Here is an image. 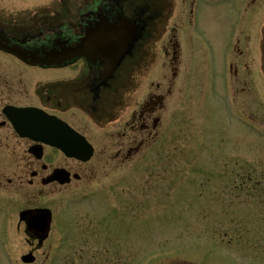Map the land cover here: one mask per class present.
<instances>
[{"label": "rangeland", "instance_id": "1", "mask_svg": "<svg viewBox=\"0 0 264 264\" xmlns=\"http://www.w3.org/2000/svg\"><path fill=\"white\" fill-rule=\"evenodd\" d=\"M159 1L162 17L153 25L146 48L151 60L132 67V73L141 77L131 91L138 101L169 71L171 61L162 47L178 29V78L174 85L169 82L173 109L165 114L163 137L142 150L140 159L102 162L92 186L55 187L49 205L58 222L53 236L48 235L40 250L36 243H27L23 233L13 237L11 251L18 264L32 250L36 264H52L47 260L50 254L54 264H264V191L256 194L264 190L263 84L260 78L248 82L246 92L251 96L238 98L247 109L241 110L247 120L262 121L261 130L234 118L224 88V51L238 12L229 9L231 0L201 8L200 29L195 32L188 30L190 0ZM246 3L250 7L243 40L248 44L264 26V0H246L245 8ZM188 31L193 41L187 39ZM248 53L256 58V50ZM239 69L242 81L246 74ZM178 148L181 157L176 159ZM245 167L246 173H241ZM251 169L256 178L249 175ZM40 200L39 205H45L46 200ZM13 217L18 221V215ZM63 232L64 248L53 251ZM7 239L0 237V264H10L2 248Z\"/></svg>", "mask_w": 264, "mask_h": 264}, {"label": "flooded vegetation", "instance_id": "2", "mask_svg": "<svg viewBox=\"0 0 264 264\" xmlns=\"http://www.w3.org/2000/svg\"><path fill=\"white\" fill-rule=\"evenodd\" d=\"M245 1L236 0L229 7L234 13L244 11L240 14L242 26L237 29L240 37L227 49L229 77L237 94L246 93L248 82L264 80V32L256 29L252 43L242 39L246 29L244 18L250 7L247 3V8L244 7ZM215 2L218 1L207 0V4ZM125 21L131 25L127 29L120 27ZM133 22L139 26L137 32ZM147 24L145 19L135 20L134 0H0V237L11 242L9 251H13V237L21 233L27 243H36V249L40 248L38 234L28 227L27 221L36 211L51 208L58 187L52 180L56 168L71 173L72 182L67 188L82 182L90 186L96 184L102 162L132 161L163 136L165 114L173 109L172 84L178 78L180 44L175 35L178 29H173L171 39L162 47L171 61L169 71L163 72L161 81L152 84L135 101L132 96L135 90L131 89L141 76L134 75L131 67L137 68L140 65L137 62L143 59L146 66L151 60L145 43L150 29ZM119 40L128 42L123 55L128 57L121 63L124 65L121 86L126 90L118 95L100 93L102 100L92 109L90 94L97 91L103 68L102 59L93 50L117 48ZM77 49L84 51L82 54L90 52L91 58L73 54L71 60L54 65L66 52ZM255 50L256 58H252L248 51ZM239 67L246 74L242 81ZM253 67L257 70H252ZM238 84L243 85L241 90ZM28 108L41 109L85 136L94 146L93 159L82 163L67 158L29 133L19 132L20 122L30 126L33 114L39 115L20 111ZM86 118L91 122H86ZM103 124H112V129ZM92 130H97L96 136L89 133ZM40 199L46 200L45 205H39ZM23 212L27 215L22 220ZM17 215L18 221L13 217ZM30 253L36 255L33 250Z\"/></svg>", "mask_w": 264, "mask_h": 264}, {"label": "water", "instance_id": "3", "mask_svg": "<svg viewBox=\"0 0 264 264\" xmlns=\"http://www.w3.org/2000/svg\"><path fill=\"white\" fill-rule=\"evenodd\" d=\"M66 128V127H65ZM62 133V130L59 129V128H56L54 130V133L51 135V143H53L54 145H56L57 147L61 148L63 147L64 151H66L67 154H69L70 156H78V157H82V154H78V153H81L82 149L78 151V153L76 155H74L73 151L69 152V150L67 148H65L63 145H64V142L62 140V137H60V134ZM78 143H80L81 145L84 146V148L87 149V156L85 157L84 160H87L90 156H91V151L92 149L89 147V145L85 144L82 140H78L77 141ZM78 143H76L74 146V150L76 149H79L78 147ZM54 179L57 180L58 182L60 183H66L68 182V175L66 173H63L62 171H57L54 175ZM49 220H48V216L46 214L43 213V216L39 217V220H38V223L39 225H41L43 227L44 224H49ZM37 223V221H35V224Z\"/></svg>", "mask_w": 264, "mask_h": 264}]
</instances>
